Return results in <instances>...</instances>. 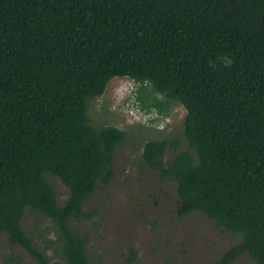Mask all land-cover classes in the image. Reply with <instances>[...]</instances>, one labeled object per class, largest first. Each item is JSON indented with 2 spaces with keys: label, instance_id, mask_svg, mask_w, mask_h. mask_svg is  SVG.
Wrapping results in <instances>:
<instances>
[{
  "label": "trees",
  "instance_id": "1",
  "mask_svg": "<svg viewBox=\"0 0 264 264\" xmlns=\"http://www.w3.org/2000/svg\"><path fill=\"white\" fill-rule=\"evenodd\" d=\"M113 78L143 87L146 113L185 109L182 133L147 141L136 166L176 182L177 220L198 213L239 237L210 264H264V0H0V235L48 264L28 210L51 223L45 248L62 264H98L74 223L95 215L82 206L129 138L89 117Z\"/></svg>",
  "mask_w": 264,
  "mask_h": 264
},
{
  "label": "rangeland",
  "instance_id": "2",
  "mask_svg": "<svg viewBox=\"0 0 264 264\" xmlns=\"http://www.w3.org/2000/svg\"><path fill=\"white\" fill-rule=\"evenodd\" d=\"M141 88L128 78H113L89 108L94 124L115 126L128 132L129 138L115 152L109 184L98 182L82 206L84 212L94 211L95 215L74 225L86 232L87 252L98 264H123L130 249L136 252L134 264H210L240 239L198 213L177 220L176 182L163 181L150 170H138L136 161L141 158L143 145L181 134L186 113L180 104H171L166 114H159L155 108L146 113L136 100ZM144 88L150 91L148 85ZM154 97L162 101L160 96L151 95ZM174 153L168 149L164 160ZM48 181L61 204L68 195L66 188L56 177L49 176ZM35 222V214L26 210L22 226L31 233L34 246L46 255L48 264H62L51 249L45 248L46 241L54 236L51 223L43 219L35 228ZM8 256L18 264H36L27 251L10 246L6 236L0 235V264H8ZM233 264L255 263L243 255Z\"/></svg>",
  "mask_w": 264,
  "mask_h": 264
}]
</instances>
